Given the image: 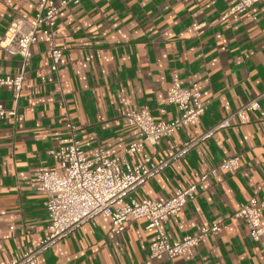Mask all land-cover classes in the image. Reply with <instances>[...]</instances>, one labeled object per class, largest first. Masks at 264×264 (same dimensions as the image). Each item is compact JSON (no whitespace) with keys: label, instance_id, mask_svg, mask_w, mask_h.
Instances as JSON below:
<instances>
[{"label":"crops","instance_id":"1","mask_svg":"<svg viewBox=\"0 0 264 264\" xmlns=\"http://www.w3.org/2000/svg\"><path fill=\"white\" fill-rule=\"evenodd\" d=\"M232 0H82L61 10L56 44L66 49L52 71L49 44L41 32L16 97L0 87V101L17 115L0 119V264H10L48 235L47 195L31 186L34 172L54 169L49 154L69 137L67 124L88 156L122 154L138 140L125 114L149 108L157 120H173L164 104L177 74L184 88L198 84L206 111L199 126H186L144 154L169 158L193 139L264 91V0L250 16L221 20ZM40 0H0V41L15 18L31 21ZM253 17L255 19H253ZM22 71V60L0 47V76ZM160 107L165 108L159 113ZM264 112V101L261 102ZM240 155L235 173L219 170L196 198L164 223L170 241L198 234L214 223L223 228L205 238L192 255L150 258L154 231L139 219L113 236L110 219L99 215L40 255L37 264H264V250L243 220L233 215L251 198L263 205L264 115L247 111L213 137L133 191L129 199L162 200L189 186L226 158ZM142 154L130 156L132 164Z\"/></svg>","mask_w":264,"mask_h":264},{"label":"built area","instance_id":"2","mask_svg":"<svg viewBox=\"0 0 264 264\" xmlns=\"http://www.w3.org/2000/svg\"><path fill=\"white\" fill-rule=\"evenodd\" d=\"M81 1L40 0L39 11L33 20L23 18L12 20L0 41V47L9 54L21 58L22 71L14 76H0V87H11L19 98L23 88L25 67L32 58V47L38 41L39 32L49 44L48 55L52 71L59 70L66 48L55 42L57 18L62 9L77 5ZM260 1L262 0H232L231 6L221 20L236 19L243 14L250 16V9ZM201 98V90L197 83L191 88H184L178 75L174 74L172 87L163 103L175 106L179 115L168 121L157 120L147 107L127 112L125 118L129 125L137 128L138 140L129 144L122 154L115 157H109L104 150L88 156L74 136L75 126L69 122L67 124L70 130L69 137L62 140L57 148L49 151L56 167L37 169L31 180V186L44 191L47 195L45 205L51 219L48 235L37 248L27 250L22 257L11 260L10 264H37L41 254L70 236L82 224L99 215H105L110 219V231L113 236H120L129 223L145 219L148 222L147 228L154 231L150 258L156 260L192 255L194 249L205 238L219 232L223 226L214 223L201 228L198 234L187 235L179 241H170L164 223L196 198L197 192L203 189L210 175L218 177L219 170L226 173L237 172L241 164L240 155L224 159L217 168L201 175L197 181L178 190L169 198L129 199L133 191L165 171L173 162L186 156L202 142L229 127L234 120L238 119L244 124L247 111H258L264 115L261 107V102L264 101L263 91L220 123L185 141L169 158L154 160L144 154L147 143L155 144L186 126H199L206 111V105ZM158 111L164 113L165 108L160 107ZM16 115V108H7L0 101V119ZM134 154L143 155L139 163L132 164L129 161L130 156ZM262 213L263 205L256 198H251L242 204L233 216L245 222L251 239L261 244L264 250Z\"/></svg>","mask_w":264,"mask_h":264}]
</instances>
